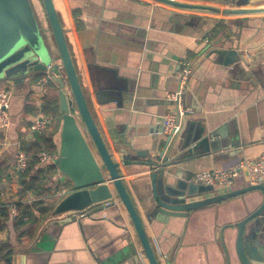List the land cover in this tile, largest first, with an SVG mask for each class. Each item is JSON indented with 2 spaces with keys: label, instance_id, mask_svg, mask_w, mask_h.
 <instances>
[{
  "label": "crops",
  "instance_id": "0c3cea01",
  "mask_svg": "<svg viewBox=\"0 0 264 264\" xmlns=\"http://www.w3.org/2000/svg\"><path fill=\"white\" fill-rule=\"evenodd\" d=\"M170 1L173 4L157 0L53 3L89 112L108 152L119 164L155 255L165 264L174 238L175 264H226L219 240L227 234L225 226L255 210L264 192L211 202L179 219L176 236L161 233L160 225L154 229L147 216L152 172L136 163L143 160L136 153L151 152L161 126L159 118L175 113L177 105L180 112L188 113L196 129H205L208 139L195 151L172 153L173 162L168 161L165 171L170 181L186 187L194 174L228 170L241 160L260 158L264 151V0ZM39 22L51 41L55 76L65 81L49 26ZM210 48L235 50L238 60L224 66L214 56L204 59ZM189 59L192 74L183 85L181 70ZM52 75L51 70L33 73L19 86L0 79V92L7 89L11 94L10 124L0 133V206L20 200L22 174H16L14 168L17 149L30 148L37 143L36 134H44L52 138L58 155L60 125L41 110L45 101L57 97V85L48 84ZM42 118L50 120L51 128L45 133L31 132L30 126ZM38 169L47 184L41 199L52 210L64 196L54 192L65 185L68 193L71 185L49 162L38 159L30 174ZM194 186L212 189L196 198L207 201L250 185L241 174L226 188ZM22 201L32 206L38 197L28 193ZM109 203L76 216L49 215L40 221L35 235L20 244L7 219L1 224L0 242L15 249L11 264H128L124 254L129 253L130 245L140 251L137 237L116 197ZM34 214L39 216L37 210ZM160 240L170 242L165 250L159 246Z\"/></svg>",
  "mask_w": 264,
  "mask_h": 264
},
{
  "label": "water",
  "instance_id": "95a60500",
  "mask_svg": "<svg viewBox=\"0 0 264 264\" xmlns=\"http://www.w3.org/2000/svg\"><path fill=\"white\" fill-rule=\"evenodd\" d=\"M41 1L66 80L63 81L55 76L56 66L47 68L52 61L51 41L41 28V23L37 22L27 7L25 0H0V79L6 81L8 85L19 86L33 73L45 74L48 70L53 72L50 80L58 88L59 113L58 119L54 121H58L60 125L58 159L55 161V167L68 180L72 191L56 203L50 215L52 217L64 214L80 215L85 210L109 203L116 197L131 221L140 248L138 252L133 244L130 245L129 253L124 254L128 264H161L148 240L144 222L123 183L119 164L108 152L89 112L53 0ZM157 1L173 4L170 0ZM8 4L18 11L9 8ZM20 13L22 17L24 16V20L27 19L26 23H22ZM9 18L10 21L14 19L13 28L10 27ZM212 56L224 66L238 60L237 52L230 49L210 48L203 58L209 59ZM187 61L189 62L184 63L181 74L191 68L192 60ZM190 74H192L191 70ZM67 88L76 112L70 108ZM137 94L140 95V89ZM174 110L175 128L164 136L161 126H158L156 137L150 148L151 152L149 154L137 152V158L143 160H138L136 163L149 167L152 172L150 176L152 202L150 207L149 204L147 205L148 219L151 220L154 229L157 228L156 225H160L161 233L164 231L176 236L174 228L178 226V220L186 217L189 212L214 201L234 198L252 191L264 192V186L250 185L206 201L196 200V198L207 194L212 189L196 188L193 182L186 183L187 186L183 187L175 180L170 181L165 171L168 168V161L173 162L170 159L173 158L172 153L176 151L175 155H177L180 151H195L203 147L208 139L204 137L205 129H196L197 125L189 120L188 113L179 115L177 105ZM164 116L159 118L158 124H161ZM204 147L207 148V146ZM123 162L126 165L129 163ZM193 198L195 200H192ZM74 219L75 217L71 220ZM224 230L227 234L221 235L219 240L226 264H264V197L255 210L247 213L237 223L225 226ZM171 241L174 244L170 250L168 249L165 264H175L178 259V252H172L177 241L174 238ZM169 244L168 240L164 242L160 240L159 246L165 250ZM31 251L34 252V250Z\"/></svg>",
  "mask_w": 264,
  "mask_h": 264
},
{
  "label": "built area",
  "instance_id": "2783aa9c",
  "mask_svg": "<svg viewBox=\"0 0 264 264\" xmlns=\"http://www.w3.org/2000/svg\"><path fill=\"white\" fill-rule=\"evenodd\" d=\"M51 68V64L47 67ZM190 70L184 71L182 75V84L185 85L187 78L189 76ZM10 91L3 90L0 92V133L6 131L9 127V106H10ZM172 100H176L175 96L171 97ZM183 112L179 111V115H182ZM176 123V114L174 112H170L163 117V121L161 122L162 134L165 136L171 132L172 129L175 128ZM51 125L50 120L46 121L42 119L36 120L31 126L30 131L36 133H45L49 129ZM38 159L41 163L49 162L52 165H55V161L58 159V155L50 154L47 152H42L38 155ZM29 157L26 155L25 151L22 149H17L15 155L14 168L16 174H23L27 169L29 164ZM243 175L249 185H263L264 186V151L259 159L255 161L249 160H241L237 162L235 165L230 167L228 170H213L210 172H202L194 174L191 181L202 187H210L213 188L215 186H219L222 188L229 187L233 184L235 178ZM67 189L65 185H61L57 191L54 192L55 196H60L62 194H66ZM10 214L12 217L17 215L16 206L14 203L9 204Z\"/></svg>",
  "mask_w": 264,
  "mask_h": 264
},
{
  "label": "trees",
  "instance_id": "16d2710c",
  "mask_svg": "<svg viewBox=\"0 0 264 264\" xmlns=\"http://www.w3.org/2000/svg\"><path fill=\"white\" fill-rule=\"evenodd\" d=\"M48 84H53L52 81H48ZM56 89H58L56 87ZM42 113L47 116V118L58 119V103L57 97L53 100L48 99L42 104ZM36 141L33 146L25 149L26 155L29 157L30 161L25 172L20 176V183L22 188L18 191V196L20 200L15 204L17 215L12 217L10 214L9 204L3 203L0 206V228L1 224L10 219L13 224V229L15 230L17 239H19V244L25 240H30L38 229V225L41 220L49 217L51 212V207L45 205L44 201L41 199L42 195L46 191V178L42 170L38 169L35 171L34 175H31L33 166L38 162V155L43 151L54 154L56 151L55 144L52 138L45 136L44 134H36ZM44 146V150L41 145ZM29 177V180L27 178ZM30 193L35 197H38V201L34 202L32 206L23 202L22 199ZM47 206V207H46ZM34 210L39 212V216H35ZM15 249L9 247L8 245L2 244L0 242V263L11 264V257L14 255Z\"/></svg>",
  "mask_w": 264,
  "mask_h": 264
},
{
  "label": "rangeland",
  "instance_id": "374dc122",
  "mask_svg": "<svg viewBox=\"0 0 264 264\" xmlns=\"http://www.w3.org/2000/svg\"><path fill=\"white\" fill-rule=\"evenodd\" d=\"M25 2L27 3V7H29L31 13L35 16L37 22L39 21V19L42 21V22H45L47 24V18H46V14L44 12V8H43V4H42V1L41 0H25ZM8 7L9 8H13V9H16L14 6L12 5H9L8 4ZM19 10H21L20 8H18ZM17 10V9H16ZM18 11V10H17ZM16 11V12H17ZM24 12V11H23ZM20 17L22 18L21 21L22 23H26L27 19L24 20L23 17H22V14L20 13L19 14ZM9 16V15H8ZM11 17V16H9ZM39 18V19H38ZM14 21V19H13ZM13 21H10V18H9V22H10V27L13 28V26H15L14 22ZM48 25V24H47ZM66 92L67 94L69 95V103H70V108L71 110H73L74 112H76V109H75V105L73 103V100L71 98V94L69 93V90L68 88L66 89ZM49 128H51V125L49 126ZM68 187V186H67ZM69 187H70V183H69ZM214 192V191H212ZM210 193V192H209Z\"/></svg>",
  "mask_w": 264,
  "mask_h": 264
}]
</instances>
